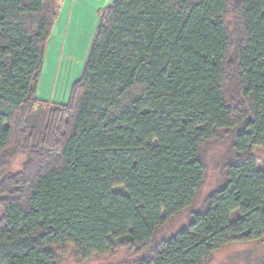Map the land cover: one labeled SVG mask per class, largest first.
Instances as JSON below:
<instances>
[{
  "label": "trees",
  "instance_id": "1",
  "mask_svg": "<svg viewBox=\"0 0 264 264\" xmlns=\"http://www.w3.org/2000/svg\"><path fill=\"white\" fill-rule=\"evenodd\" d=\"M60 10L0 0V264H60L67 245L83 260L126 247L148 248L135 264H209L264 241V0H116L69 100L33 125ZM17 154L23 169L5 175Z\"/></svg>",
  "mask_w": 264,
  "mask_h": 264
},
{
  "label": "rangeland",
  "instance_id": "2",
  "mask_svg": "<svg viewBox=\"0 0 264 264\" xmlns=\"http://www.w3.org/2000/svg\"><path fill=\"white\" fill-rule=\"evenodd\" d=\"M115 0H60V14L44 62L38 96L42 106L32 117L33 125L42 123L46 105H61L69 100L73 86L82 76L91 42L99 23L100 13L112 5ZM87 12L90 22L78 25ZM81 19V20H80ZM78 23V24H77ZM82 23V22H81ZM203 159L207 164V176L200 191V200H204L218 186L217 161L223 151V144H209L204 149ZM259 168H264V147L253 150ZM28 156L17 154L6 174L23 169ZM2 212L0 199V214ZM189 212L171 219L160 230L155 242L173 236L185 227ZM60 264H135L142 257H148L149 251H137L131 248H118L105 256H93L83 260L71 245L55 248ZM264 259V241L249 244H230L216 252L209 264H260Z\"/></svg>",
  "mask_w": 264,
  "mask_h": 264
},
{
  "label": "crops",
  "instance_id": "3",
  "mask_svg": "<svg viewBox=\"0 0 264 264\" xmlns=\"http://www.w3.org/2000/svg\"><path fill=\"white\" fill-rule=\"evenodd\" d=\"M115 1H116V0H115ZM115 1H114V2H115ZM79 15H80V16L82 15L83 18H82V21H81L82 23L79 22V24L77 23L78 25H87V23L90 22V16L88 15V13H87L86 11H85V12H80ZM80 20H81V19H80Z\"/></svg>",
  "mask_w": 264,
  "mask_h": 264
}]
</instances>
